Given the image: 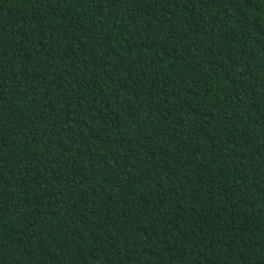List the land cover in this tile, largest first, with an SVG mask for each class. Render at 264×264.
Instances as JSON below:
<instances>
[{
    "label": "trees",
    "instance_id": "1",
    "mask_svg": "<svg viewBox=\"0 0 264 264\" xmlns=\"http://www.w3.org/2000/svg\"><path fill=\"white\" fill-rule=\"evenodd\" d=\"M0 264H264V0H0Z\"/></svg>",
    "mask_w": 264,
    "mask_h": 264
}]
</instances>
